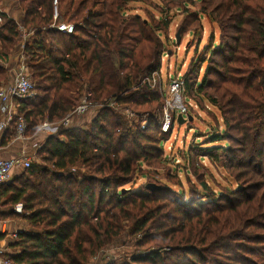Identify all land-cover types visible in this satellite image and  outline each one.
<instances>
[{"label":"trees","instance_id":"obj_1","mask_svg":"<svg viewBox=\"0 0 264 264\" xmlns=\"http://www.w3.org/2000/svg\"><path fill=\"white\" fill-rule=\"evenodd\" d=\"M132 1L80 0L68 21L75 32L67 35L50 28L53 0H17L23 29L40 33L26 43L24 52L41 94L16 102L18 115L27 123V137L45 122H62L84 93L101 107L87 129L80 118L69 128L59 126L38 151L41 163L0 187V206L11 208L8 217H21L29 227L14 241L20 253L8 259L13 264H90L128 236L135 239L138 252L111 264H260L243 253H261L264 259V0H202L196 14L199 19L210 17L225 40L209 53L224 55L222 82L235 85L240 75L244 83L225 105L228 130L212 137V147L200 149L208 151L213 163L219 152L224 154L238 188L215 195L204 182L210 194L205 192L199 201L168 186L148 188L154 178L149 170L140 175L149 182L125 189L137 183L132 175L139 168L152 166L162 152L158 135H164L155 133L160 128L154 123L143 130L132 126L115 108L138 105L130 93L141 88L148 92L142 99H154L146 78L162 66L156 39L161 30L129 9ZM7 17L0 27L3 63L22 37L20 24ZM159 24L165 30L170 21L162 17ZM1 62L0 89L10 78ZM195 65L182 78L186 92L212 86L209 78L190 80L191 74L199 75ZM208 69L212 75L214 67ZM14 135L12 123L0 139L2 145ZM18 205L19 216L13 211Z\"/></svg>","mask_w":264,"mask_h":264},{"label":"rangeland","instance_id":"obj_2","mask_svg":"<svg viewBox=\"0 0 264 264\" xmlns=\"http://www.w3.org/2000/svg\"><path fill=\"white\" fill-rule=\"evenodd\" d=\"M94 1L99 2V0ZM79 2L80 0H59L58 13L62 22L69 23L70 16L79 5ZM202 5V0H133L128 6L129 9H134L135 13L151 23L153 27L159 26L161 31L156 33V39L162 47L160 52L162 66L159 73H154L150 79L146 78L153 87L151 89L156 94L154 99L150 98L148 101L142 99V95L148 94V92L142 91L144 89L141 88L139 91L133 90L130 93L138 101V105L134 103L130 104V106L115 108L123 116V120L132 124V126H140L143 130L150 123H154L158 129L160 128V131L156 130L155 133L159 132V134L162 133L164 135H158L162 152L156 154L154 161H152V166L149 167L144 164L143 170L139 168L132 175L133 180H137V183L128 184L125 189H130L132 186L138 189L137 187L149 182L140 176L148 170L152 171L151 175L154 176L150 180L151 182L148 183L149 186H168L176 192L184 191L186 197L190 196L197 201L203 199V195L210 194L209 192L218 195L223 191H233L238 188L234 177L231 175L232 170L226 165V157L222 152H219L218 160L213 163L206 157L208 151H200V149L204 151L214 145L211 139L217 132L222 133L228 130L225 125L227 121L223 117L225 114H223V111L227 108L225 105L227 101H231L230 99L233 98L236 91L240 92L244 84L240 81V75L236 76L238 80L235 85L229 86L222 82L219 74L224 73V68L221 66L225 61L224 55L215 56L209 55V53L213 48H218L221 42L225 40L221 39L219 26L213 23L210 17L201 16L199 19L200 15L196 16V14L200 13ZM0 7L1 11L6 13L5 15L20 24L22 31V37L18 41L16 50L11 53L9 58L10 62L8 59L3 64L5 67H9L8 64H10L11 67L17 68L20 62L19 54L22 53L23 49L25 51L26 48V44L25 48H23V39H29L28 41L33 43L38 39L40 33L34 32L29 37L32 31L28 32L23 29L21 24L23 21V10L17 0H0ZM99 9L100 5L95 10ZM162 17L170 21L168 29L163 30V27L159 24ZM177 36L180 37L179 41ZM28 60L26 59L25 61L27 66ZM192 65L198 68L199 75L191 74L190 80L194 83H201L204 78H209L212 86H206L202 92H186L183 86L180 91H173V83L178 80L182 83V78L191 71ZM216 65L218 66L217 68ZM209 67H214L215 69L212 75L208 74ZM7 70L10 77L9 82L2 88L13 82V75L10 69ZM28 72L31 81L36 86L37 81L32 80L29 66ZM157 90H161V92ZM160 93L163 95L162 97L158 95ZM35 94L39 95L41 92L36 89ZM110 106H113V103H110ZM181 108L187 109V114L184 115L185 117L183 116L185 120L180 124ZM98 109L96 107L89 114L80 118L82 119L83 128L87 129L90 126ZM188 113L189 118H187ZM167 118L170 122V128L168 132L164 133L162 132V125ZM77 119H72L71 124L76 123ZM57 124L63 126L62 122L54 125ZM55 128H51L52 134L49 130L41 131L39 129L37 134L28 137L32 141H36L34 143L38 142L34 146L35 149H29L32 153L31 155L35 157L33 163H41L39 156H37L38 151L42 149L48 136L60 130L59 125ZM221 145L226 146L228 142H223ZM81 171L82 173H87L82 168ZM155 176L157 177L155 178ZM156 180L161 183L158 184ZM204 182L210 187L209 192L203 189L201 183ZM250 245L257 247V249L262 247L260 244L253 243ZM151 246L157 247L155 244ZM137 252L135 239L123 236L114 245L107 247L105 251L101 252L97 258L92 259L90 264L125 262ZM243 255L251 260L259 261L260 264H264V259L260 256L261 253L254 255L243 253Z\"/></svg>","mask_w":264,"mask_h":264},{"label":"built area","instance_id":"obj_3","mask_svg":"<svg viewBox=\"0 0 264 264\" xmlns=\"http://www.w3.org/2000/svg\"><path fill=\"white\" fill-rule=\"evenodd\" d=\"M58 5L59 0H53L54 23L50 26V28L55 29L60 33L73 35L75 32V27L72 24L61 21L58 13ZM5 14L6 13L1 11L0 7V27L3 25ZM33 34L34 32L32 31L31 34H29V37ZM23 40V48H25V44L29 42V39L25 38ZM29 44H31V42H29ZM19 57L20 62L18 63L19 65L17 68L11 67L10 64H8L9 67L6 66V68L10 69V72L15 75L13 82H11V84H9L8 86L0 89V117H2L0 119V138L6 133V131L13 123L15 131L14 140L18 142H24L28 139L26 135L27 123L23 117L18 115V106L16 102L28 100L35 97L36 86L29 77L28 66L27 64H25L26 57L24 49L22 53L19 54ZM182 86L183 84L178 80L177 82L173 83L172 89L173 91L178 92L181 90ZM90 96L91 94H84L82 96L80 104L69 114V116H67L62 121V125L64 127L69 128L72 125V119L82 118L85 115L89 114L92 109H95L96 107L97 109L100 108L99 106H95L89 102ZM180 111L182 116L187 114V109L185 108H181ZM58 125L61 126L60 124L54 125L50 124L49 122H45V124L41 126L40 130L51 131V128L56 129L55 127H58ZM169 128L170 122L167 118L162 125V132H168ZM50 133L52 134V131ZM34 158L35 157L31 154H23L20 157L12 159H3L2 156H0V187L11 183L16 171H25L31 168ZM15 210L17 213L21 214L22 206L18 205ZM0 264H13L10 262L8 256H6L3 251H0Z\"/></svg>","mask_w":264,"mask_h":264},{"label":"crops","instance_id":"obj_4","mask_svg":"<svg viewBox=\"0 0 264 264\" xmlns=\"http://www.w3.org/2000/svg\"><path fill=\"white\" fill-rule=\"evenodd\" d=\"M11 74L14 79L15 75L13 73ZM1 118L2 117H0V119ZM34 142L36 141H32L30 138L24 142L15 141L13 138L11 141L2 145L0 140V156H2L3 159H12L20 157L23 154H32L29 149H35L34 146L38 144V142ZM22 172L21 170L16 171L13 180L18 178ZM15 209L13 211L19 216L20 214L17 213ZM11 212V208L0 206V216H6L4 220L0 219V236L3 237L0 239V251H3L6 256L18 255L20 253L19 249L14 248V241L17 239L18 234L28 231L29 229L28 224L21 217H16L15 219L8 217L12 214Z\"/></svg>","mask_w":264,"mask_h":264},{"label":"water","instance_id":"obj_5","mask_svg":"<svg viewBox=\"0 0 264 264\" xmlns=\"http://www.w3.org/2000/svg\"><path fill=\"white\" fill-rule=\"evenodd\" d=\"M177 39H178V41L180 40V37L179 36H177ZM182 121H184V119H183V116L182 115H180V117H179V123L181 124L182 123ZM148 188H152V190H156L157 188L156 187H154V186H148Z\"/></svg>","mask_w":264,"mask_h":264}]
</instances>
